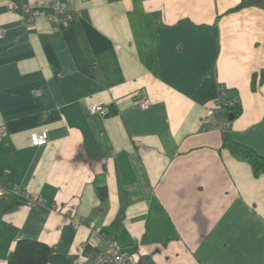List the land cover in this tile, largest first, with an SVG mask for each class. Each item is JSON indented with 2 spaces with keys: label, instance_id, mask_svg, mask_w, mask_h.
I'll use <instances>...</instances> for the list:
<instances>
[{
  "label": "crops",
  "instance_id": "crops-1",
  "mask_svg": "<svg viewBox=\"0 0 264 264\" xmlns=\"http://www.w3.org/2000/svg\"><path fill=\"white\" fill-rule=\"evenodd\" d=\"M52 1L0 0V177L45 204L0 197V264L20 239L53 247L46 264H98V231L138 264H264V173L225 145L264 156V8L65 0L59 27L11 6ZM228 97L243 110L223 130Z\"/></svg>",
  "mask_w": 264,
  "mask_h": 264
},
{
  "label": "built area",
  "instance_id": "built-area-1",
  "mask_svg": "<svg viewBox=\"0 0 264 264\" xmlns=\"http://www.w3.org/2000/svg\"><path fill=\"white\" fill-rule=\"evenodd\" d=\"M13 8H21L30 21L35 20L40 14H45L47 18L57 24L59 27H66L70 25L75 17L71 5L65 0H53L47 6H37V5H23L18 6L16 4H11ZM0 35H2V30L0 29ZM42 94L40 89L35 90V95L40 96ZM222 99V98H221ZM150 103L148 96L144 95L139 97L138 105L141 108H146ZM230 104H234V101H230ZM222 110V108H221ZM90 111L92 113H98L101 115H108L110 109L105 104H93L90 106ZM213 113V111H210ZM230 125L228 118L221 120L219 127L226 130ZM49 141V132L47 129H40L32 132L31 143L34 146H42L47 144ZM9 193L16 195L19 200L24 202L29 207L41 208L45 206L44 199L40 194L36 193H26L19 192L16 185L8 183L6 180L0 177V197H5ZM56 207V206H53ZM67 214H70L67 213ZM72 216V215H71ZM68 215V218L71 217ZM72 224L74 228H79L81 226V220L72 218ZM102 242H105V249L100 250L96 255V262L98 264H138L133 258L131 252L117 241L107 238L103 232L98 231L87 243L86 247H97Z\"/></svg>",
  "mask_w": 264,
  "mask_h": 264
},
{
  "label": "trees",
  "instance_id": "trees-1",
  "mask_svg": "<svg viewBox=\"0 0 264 264\" xmlns=\"http://www.w3.org/2000/svg\"><path fill=\"white\" fill-rule=\"evenodd\" d=\"M250 5L264 8V0H241L235 7L231 8L230 11H237ZM231 100L232 98L229 97L219 100V106L222 108V116L228 118L230 123L233 119L240 116L243 110V105L240 100H232L234 104H230ZM231 115L233 116L232 118ZM226 140L227 138H225V145H227L232 152L242 154L252 165L255 174L264 173L263 155H260L248 146ZM52 251L53 247L44 242L20 239L17 241L10 254L8 264H46Z\"/></svg>",
  "mask_w": 264,
  "mask_h": 264
},
{
  "label": "water",
  "instance_id": "water-1",
  "mask_svg": "<svg viewBox=\"0 0 264 264\" xmlns=\"http://www.w3.org/2000/svg\"><path fill=\"white\" fill-rule=\"evenodd\" d=\"M233 116H231V118H232Z\"/></svg>",
  "mask_w": 264,
  "mask_h": 264
}]
</instances>
